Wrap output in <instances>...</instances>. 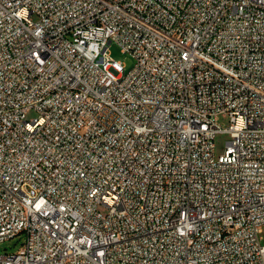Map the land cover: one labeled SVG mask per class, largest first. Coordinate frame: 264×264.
Returning <instances> with one entry per match:
<instances>
[{
	"label": "built area",
	"instance_id": "obj_1",
	"mask_svg": "<svg viewBox=\"0 0 264 264\" xmlns=\"http://www.w3.org/2000/svg\"><path fill=\"white\" fill-rule=\"evenodd\" d=\"M263 225L264 0H0V264H264Z\"/></svg>",
	"mask_w": 264,
	"mask_h": 264
},
{
	"label": "rangeland",
	"instance_id": "obj_2",
	"mask_svg": "<svg viewBox=\"0 0 264 264\" xmlns=\"http://www.w3.org/2000/svg\"><path fill=\"white\" fill-rule=\"evenodd\" d=\"M110 50L112 56L120 61L126 68V71H130L134 64L135 59L128 53L122 52V48L117 43H112L110 45ZM35 111H30L27 114L28 119H33L36 117ZM218 123H220L222 126H228L229 125V117L227 115H220L218 117ZM230 139V134L228 133H219L217 134L215 138V151L216 155H219L224 152L226 147V142ZM105 211V209H102ZM261 235L264 238V225L262 226V233ZM24 243V235L16 236L14 238L6 239L4 241L0 242V252H15L17 251L22 244Z\"/></svg>",
	"mask_w": 264,
	"mask_h": 264
}]
</instances>
